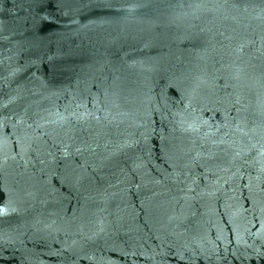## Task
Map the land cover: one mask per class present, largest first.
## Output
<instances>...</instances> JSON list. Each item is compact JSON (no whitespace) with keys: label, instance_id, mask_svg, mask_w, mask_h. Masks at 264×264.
<instances>
[{"label":"water","instance_id":"1","mask_svg":"<svg viewBox=\"0 0 264 264\" xmlns=\"http://www.w3.org/2000/svg\"><path fill=\"white\" fill-rule=\"evenodd\" d=\"M0 264H264V0H0Z\"/></svg>","mask_w":264,"mask_h":264}]
</instances>
